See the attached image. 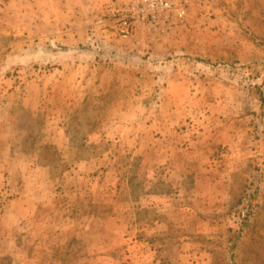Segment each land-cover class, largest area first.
<instances>
[{
  "label": "rangeland",
  "instance_id": "obj_1",
  "mask_svg": "<svg viewBox=\"0 0 264 264\" xmlns=\"http://www.w3.org/2000/svg\"><path fill=\"white\" fill-rule=\"evenodd\" d=\"M16 1L0 0V264H264V0H172L183 19L126 37L110 0H74L73 24L54 0L60 32L88 36L72 48Z\"/></svg>",
  "mask_w": 264,
  "mask_h": 264
},
{
  "label": "built area",
  "instance_id": "obj_2",
  "mask_svg": "<svg viewBox=\"0 0 264 264\" xmlns=\"http://www.w3.org/2000/svg\"><path fill=\"white\" fill-rule=\"evenodd\" d=\"M106 16L120 24L123 37L130 35L132 23L156 25L160 21H169L171 17L179 20L184 17V6L181 2L175 6L172 0H110Z\"/></svg>",
  "mask_w": 264,
  "mask_h": 264
},
{
  "label": "crops",
  "instance_id": "obj_3",
  "mask_svg": "<svg viewBox=\"0 0 264 264\" xmlns=\"http://www.w3.org/2000/svg\"><path fill=\"white\" fill-rule=\"evenodd\" d=\"M54 0L50 1V0H17L16 1V7L20 9V15H22V18H25L26 16V11L27 10H31L33 12V14L37 13L38 11H40L38 13L39 16H42V20L39 21L40 23H44L49 25V28L51 27V30H47L46 33L41 34V37L45 36L49 39V41H63L65 42V44H67L68 46H70V48H72V44L73 42H76V40H88V36L84 35V32L80 31V33L78 34V38L76 39L77 33H73L70 30H66L64 32H60V29L58 28V24L59 21H57L55 18H52V16L49 14V12H45L43 13V10H45V8H47V11H50L51 13H54V10H52V8H55L52 6L51 2H53ZM67 2V4L69 5L68 9H70V13L72 12L71 15H65V18L68 19V21H64V23L68 24H73L75 22H77V17L75 18V14H78V12L75 10V8H77V5L75 4L74 0H65ZM95 4L98 5V1L101 0H94ZM108 1V0H102V3ZM39 2H47V4H45L43 7L42 5L39 4ZM48 6V7H46ZM69 12V11H68ZM69 14V13H68ZM74 16V17H73ZM71 18H74V20H72ZM31 34L32 35V39H35V34L34 32L32 33H28L27 36ZM40 34V33H39ZM39 37V36H37ZM69 48V47H68ZM82 63H84V61H82ZM81 65V64H80ZM85 65V64H84Z\"/></svg>",
  "mask_w": 264,
  "mask_h": 264
}]
</instances>
